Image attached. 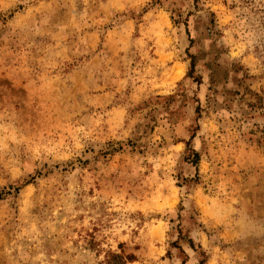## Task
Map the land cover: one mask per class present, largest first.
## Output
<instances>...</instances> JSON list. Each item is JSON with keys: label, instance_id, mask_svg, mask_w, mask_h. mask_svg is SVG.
<instances>
[{"label": "rangeland", "instance_id": "rangeland-1", "mask_svg": "<svg viewBox=\"0 0 264 264\" xmlns=\"http://www.w3.org/2000/svg\"><path fill=\"white\" fill-rule=\"evenodd\" d=\"M0 264H264V0H0Z\"/></svg>", "mask_w": 264, "mask_h": 264}, {"label": "bare ground", "instance_id": "bare-ground-1", "mask_svg": "<svg viewBox=\"0 0 264 264\" xmlns=\"http://www.w3.org/2000/svg\"><path fill=\"white\" fill-rule=\"evenodd\" d=\"M176 75L180 74V69H178L176 72H175ZM160 232V230H159Z\"/></svg>", "mask_w": 264, "mask_h": 264}, {"label": "trees", "instance_id": "trees-1", "mask_svg": "<svg viewBox=\"0 0 264 264\" xmlns=\"http://www.w3.org/2000/svg\"><path fill=\"white\" fill-rule=\"evenodd\" d=\"M192 64V63H191ZM130 257V256H129ZM129 257H127V258H129Z\"/></svg>", "mask_w": 264, "mask_h": 264}]
</instances>
